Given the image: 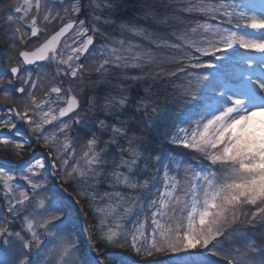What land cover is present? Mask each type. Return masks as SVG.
I'll return each mask as SVG.
<instances>
[{"label": "snow or ice", "instance_id": "6c2138e0", "mask_svg": "<svg viewBox=\"0 0 264 264\" xmlns=\"http://www.w3.org/2000/svg\"><path fill=\"white\" fill-rule=\"evenodd\" d=\"M12 7L0 264H264V0Z\"/></svg>", "mask_w": 264, "mask_h": 264}, {"label": "rangeland", "instance_id": "374dc122", "mask_svg": "<svg viewBox=\"0 0 264 264\" xmlns=\"http://www.w3.org/2000/svg\"><path fill=\"white\" fill-rule=\"evenodd\" d=\"M15 3V0H11V3H8V0H3L2 1V4L0 5L1 7H0V11H1V15L5 12V11H7V10H12V11H14V8L13 7H9V4H12V6H13V4ZM8 6V7H7ZM100 39H103V37H100V35L99 34H97V40H98V43L99 44H96L94 47H95V49L96 50H98L99 49V47H100V45H101V43H100ZM3 47H7L6 45H3ZM0 55H2V54H0ZM91 59V57H89V60ZM4 61V65L7 63V61L6 60H3ZM37 71H38V69H37ZM19 126H21V125H19L18 124V127ZM49 129H51V126H49ZM6 130V129H5ZM0 131H4V130H0ZM4 132H7V130L6 131H4ZM76 148H77V152L79 153V151H80V144H76ZM46 150L45 149H43L42 147L41 148H39V150H38V152H37V156H41V155H43L44 154V152H45ZM81 223H83V218H81Z\"/></svg>", "mask_w": 264, "mask_h": 264}, {"label": "trees", "instance_id": "16d2710c", "mask_svg": "<svg viewBox=\"0 0 264 264\" xmlns=\"http://www.w3.org/2000/svg\"><path fill=\"white\" fill-rule=\"evenodd\" d=\"M85 3H87V0H85ZM181 15H183L186 19H191V18H192V17H189L187 14H181ZM81 17H83V15H82ZM183 27H184V25H179V24L170 23L169 26H167V27H161V28L158 29V31H160L161 33H167V34H170V33L173 32L174 30H179L180 28H183ZM107 31H108V32H112L113 30L109 28V29H107ZM114 34L118 35L119 33L116 32V33H114ZM100 37H101V36H100ZM128 38H130V39H134V38H131V37H128ZM173 39H174V38H173ZM104 42H105V41H104V38H103V39H100V43H101V44L104 43ZM173 100H174V97L169 96V101H173ZM80 143H82V142H78V144H80ZM82 204H84L83 201H82ZM84 208H85V211L88 212V214H89V220H91V212L88 210L86 204H84Z\"/></svg>", "mask_w": 264, "mask_h": 264}, {"label": "flooded vegetation", "instance_id": "af4514ba", "mask_svg": "<svg viewBox=\"0 0 264 264\" xmlns=\"http://www.w3.org/2000/svg\"><path fill=\"white\" fill-rule=\"evenodd\" d=\"M4 66V61L0 62V67Z\"/></svg>", "mask_w": 264, "mask_h": 264}]
</instances>
